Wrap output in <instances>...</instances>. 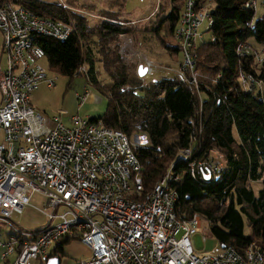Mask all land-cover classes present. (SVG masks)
I'll list each match as a JSON object with an SVG mask.
<instances>
[{"label": "built area", "instance_id": "obj_1", "mask_svg": "<svg viewBox=\"0 0 264 264\" xmlns=\"http://www.w3.org/2000/svg\"><path fill=\"white\" fill-rule=\"evenodd\" d=\"M257 0H247L256 7ZM212 25L209 10L185 0L174 38L180 46L182 61L176 75L196 83L195 68L200 28ZM70 25L35 14L11 0H0L1 51L6 67L0 68V221L12 232L0 247L2 258L16 255L10 264H29L49 258V250L71 239L90 251L78 264H264V249L251 244L244 252L224 246L214 253L196 254L190 237L202 228V219L193 214L182 219L176 212L179 195L174 185L181 181L175 174L178 163H185L191 177H219L222 165L214 159L189 160L192 147L181 150L168 170L144 193L141 164L131 140L120 130L73 116L71 126L55 117L49 125L31 102V95L49 80L40 61L44 49L40 37L64 41L71 35ZM211 41L215 38L210 37ZM239 55H255L247 43L237 47ZM145 75L158 68L144 64ZM167 69V68H166ZM84 71V68L81 69ZM187 74L193 79L188 80ZM242 86L264 95V82L251 74L239 76ZM87 91L78 96L81 103ZM46 198L43 211L47 224L33 237L18 230L12 214H21L34 194ZM60 207L64 208L58 213ZM54 219H59L52 226ZM21 238V239H20ZM206 240V237H204Z\"/></svg>", "mask_w": 264, "mask_h": 264}, {"label": "trees", "instance_id": "obj_2", "mask_svg": "<svg viewBox=\"0 0 264 264\" xmlns=\"http://www.w3.org/2000/svg\"><path fill=\"white\" fill-rule=\"evenodd\" d=\"M11 1L71 26L66 40L40 37L37 44L44 49L49 68L67 77L69 85L82 75L107 99L105 112L90 122L120 130L130 140L136 134L147 137L149 146L134 147L144 193L163 177L181 150L191 146L192 161L215 160L216 152L222 162L217 178L206 179L200 173L194 179L185 163L177 164L175 174L181 181L174 185L179 195L176 212L182 219L198 214L220 246L230 245L241 253L251 244L264 249V95L245 89L239 78L241 73L251 74L264 82V59L259 62L255 55L237 53L241 43L258 51L251 40L264 47V14L255 19V8L247 7V0H196L197 6L214 2L207 32L215 38L198 45L196 83L174 75L144 84L122 62L117 39L126 35L138 43L149 35L171 56L181 53L179 44L171 46L167 39L173 37L185 0H169L165 9L160 4L141 28L112 7L95 12L98 20L90 26L85 15L57 2ZM97 64L107 80L99 79ZM187 78L193 79L190 74ZM254 184H260L258 194ZM39 231L29 233L35 237ZM72 241L56 243L50 256H65Z\"/></svg>", "mask_w": 264, "mask_h": 264}, {"label": "rangeland", "instance_id": "obj_3", "mask_svg": "<svg viewBox=\"0 0 264 264\" xmlns=\"http://www.w3.org/2000/svg\"><path fill=\"white\" fill-rule=\"evenodd\" d=\"M50 2H57L71 10L85 15L89 20V25L93 26L98 20V13L100 9H110L111 7L121 12V17L127 19L135 24L137 27L145 26L149 19L157 12L159 5H164V9L167 8V2L169 0H46ZM113 5V6H112ZM205 8L210 10L214 8V2L209 1L206 3ZM264 14V0H257L255 7V19L261 17ZM204 23L200 28V32H203V38L198 41V44L202 41H209L210 34L206 31V25ZM260 51V59H264V47L255 43L254 40L250 41ZM167 43L171 46H178V42L173 37L167 39ZM3 44V38L0 33V68L1 70L6 67V55L2 53L1 48ZM117 45L119 46V55L122 62L130 67L131 72L134 75H139L140 66L144 67L145 62L151 61L158 68L154 70L152 75H145L142 77L144 84L153 80L161 78L173 77L179 69V62L182 61V53L171 56L164 48L159 45V41L149 35L141 36L138 43L129 36L120 35L117 39ZM258 60V59H257ZM40 65L46 71L49 80L55 79V86L49 87L47 81L40 83L38 89L31 95V102L33 107L42 113L44 118L50 125L55 117H58L61 122L66 126H71L70 119L73 116H78L81 119H90L98 117L103 114L107 108V99L100 95L90 84L86 82L84 76H77L73 79L69 85L67 77L61 76L49 68L48 61L44 58L40 61ZM101 74L99 79L101 81L107 80V76L102 72V67L97 64ZM167 68V69H166ZM139 77V76H138ZM89 92L90 97L83 103L80 102L78 96ZM2 140V137H0ZM131 143L134 147L149 146V140L145 135L136 134L131 138ZM215 157L214 161L220 162L222 165L219 154L213 153ZM255 194H258L260 184H254L253 186ZM46 198L41 193L36 192L29 202V205L25 206L21 214H12L10 220L18 230H35L40 226L47 224V219L42 213L43 211L51 213L52 210L45 208ZM64 211L63 207L58 209V213ZM60 222L59 219H54L51 223L52 226L57 225ZM14 232L13 229L5 222L0 221V240L4 242L7 240L8 233ZM245 232L250 233L248 225H245ZM206 237V240H204ZM192 248L196 254L202 255L206 253H214L220 249V244L213 236L211 226L203 224L202 228L198 232L190 237ZM79 242L72 241L70 244L77 245ZM67 248V247H66ZM0 251H4L0 247ZM69 251V250H68ZM71 256L70 260H74L76 257ZM14 259V256L9 257ZM41 260H33L32 264H40ZM0 264H6L1 258Z\"/></svg>", "mask_w": 264, "mask_h": 264}, {"label": "crops", "instance_id": "obj_4", "mask_svg": "<svg viewBox=\"0 0 264 264\" xmlns=\"http://www.w3.org/2000/svg\"><path fill=\"white\" fill-rule=\"evenodd\" d=\"M142 72V71H141ZM90 97V94L89 92H87V96H86V100H88ZM85 100V101H86ZM45 226V225H44ZM44 226H40L38 228H36L35 230H21V231H25V232H32V231H36V230H40L41 228H43ZM11 233H8L6 238L10 235ZM78 242V241H77ZM54 247H52L50 250H49V257H54V256H50V252L52 251ZM69 250V251H68ZM68 252L71 253V255H74V257H76L73 261L70 260L71 256L68 254ZM1 253V258H2V254H3V251H0ZM11 256H14V259H3L6 264H10L11 262H13L15 260V257L16 255H11ZM10 256V257H11ZM90 256V251L89 249L84 246L83 244H81L80 242L77 244V245H72V244H69L67 246V248H65V256H59L60 259H61V264H78L80 261H84V260H87ZM48 259V258H47ZM47 259H40L41 260V263L44 262L46 263ZM37 260V259H36ZM33 260H31L29 262V264H32ZM40 263V264H41Z\"/></svg>", "mask_w": 264, "mask_h": 264}, {"label": "water", "instance_id": "obj_5", "mask_svg": "<svg viewBox=\"0 0 264 264\" xmlns=\"http://www.w3.org/2000/svg\"><path fill=\"white\" fill-rule=\"evenodd\" d=\"M142 71V72H141ZM146 74V69L143 66H140L139 68V77H144ZM206 179H209V175H206ZM225 245H221V247H224ZM45 264H61V259L59 256L49 257Z\"/></svg>", "mask_w": 264, "mask_h": 264}]
</instances>
